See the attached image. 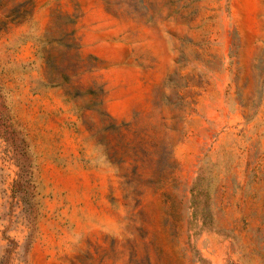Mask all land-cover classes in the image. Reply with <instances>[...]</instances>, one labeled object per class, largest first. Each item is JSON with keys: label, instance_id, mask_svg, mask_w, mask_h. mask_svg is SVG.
<instances>
[{"label": "rangeland", "instance_id": "1", "mask_svg": "<svg viewBox=\"0 0 264 264\" xmlns=\"http://www.w3.org/2000/svg\"><path fill=\"white\" fill-rule=\"evenodd\" d=\"M0 264H264V0H0Z\"/></svg>", "mask_w": 264, "mask_h": 264}]
</instances>
